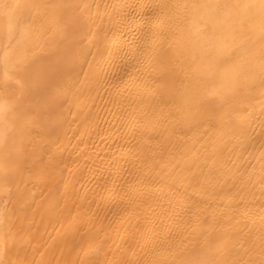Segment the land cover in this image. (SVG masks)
Returning a JSON list of instances; mask_svg holds the SVG:
<instances>
[{"label":"bare ground","instance_id":"obj_1","mask_svg":"<svg viewBox=\"0 0 264 264\" xmlns=\"http://www.w3.org/2000/svg\"><path fill=\"white\" fill-rule=\"evenodd\" d=\"M0 264H264V0H0Z\"/></svg>","mask_w":264,"mask_h":264},{"label":"snow or ice","instance_id":"obj_2","mask_svg":"<svg viewBox=\"0 0 264 264\" xmlns=\"http://www.w3.org/2000/svg\"><path fill=\"white\" fill-rule=\"evenodd\" d=\"M3 110H4L3 106H0V111H3Z\"/></svg>","mask_w":264,"mask_h":264}]
</instances>
